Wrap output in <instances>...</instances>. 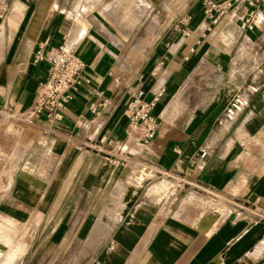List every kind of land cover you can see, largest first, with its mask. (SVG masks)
Instances as JSON below:
<instances>
[{"label":"crops","instance_id":"crops-1","mask_svg":"<svg viewBox=\"0 0 264 264\" xmlns=\"http://www.w3.org/2000/svg\"><path fill=\"white\" fill-rule=\"evenodd\" d=\"M142 1L147 13L155 0ZM214 1H231L215 21L206 0H180L171 25L142 41L136 0H0L2 169L19 150L0 187V240L16 244V264L63 255L96 256L95 264H264V0ZM250 12L254 26L241 27ZM61 44L83 63L78 90L55 125L43 117L25 124L48 68L34 55ZM137 88L146 101L158 98V131L146 145L126 134ZM237 93L248 106L219 124ZM137 168L152 173L131 183L136 194L111 227L103 210L110 198H121L112 210L122 203ZM165 180L181 189L166 199L177 206L154 194L151 182Z\"/></svg>","mask_w":264,"mask_h":264},{"label":"built area","instance_id":"built-area-1","mask_svg":"<svg viewBox=\"0 0 264 264\" xmlns=\"http://www.w3.org/2000/svg\"><path fill=\"white\" fill-rule=\"evenodd\" d=\"M247 1L250 3L249 0ZM230 2L228 1L225 5L220 6L214 0H206L207 7L204 11L206 17L215 21L218 15L230 6ZM214 12L216 15H214ZM252 15L253 12H250L249 16L243 20L241 27L252 28L254 26ZM2 17L3 9L0 8V18ZM44 59L48 61L46 76L38 83L33 104L22 114V119L27 124H33L39 117H43L50 125H55L59 122L80 84L78 78L83 68V63L76 56L71 46L61 44L50 51L47 56L44 55L40 48L34 55V61H42ZM253 90L255 89L253 88ZM143 96V90L139 88L132 89L131 99L124 110L127 115V139L139 145L149 143L155 137L159 125L153 114V108L158 98L155 97L146 101ZM248 104L249 100L245 95L241 93L235 94L224 110L223 118L218 123L221 124L224 121L234 119L244 111ZM91 110L96 112V108ZM122 148L124 149L125 147L123 146ZM122 148L119 152L123 150ZM204 153L203 151L202 155ZM148 172L149 175L152 173L151 170H148ZM154 173L156 174L157 172L155 171ZM144 176L140 175L138 177L142 184L147 179Z\"/></svg>","mask_w":264,"mask_h":264},{"label":"rangeland","instance_id":"rangeland-1","mask_svg":"<svg viewBox=\"0 0 264 264\" xmlns=\"http://www.w3.org/2000/svg\"><path fill=\"white\" fill-rule=\"evenodd\" d=\"M180 5V0H155L153 5L151 6L152 9L147 10V13H145V7L147 6L146 3L142 0H136V8H137V13H136V26H137V34H138V40L146 41V40H153L155 41L162 33L163 29H166L169 25H171V22L174 19L173 14L177 11V8ZM123 6L129 7L130 6V1H127ZM121 23V27H126L127 24V19L124 18L123 16L116 17ZM153 31V32H152ZM203 66V65H202ZM203 71V67L200 69ZM4 121V118L0 117V123ZM25 123V122H24ZM27 124V123H25ZM29 125V124H28ZM10 135L14 133V129L11 127L9 128ZM17 141V140H16ZM13 144V143H12ZM20 147L19 144L11 145V151L17 149ZM1 157V155H0ZM8 158V165L7 167L1 166V161H0V187L4 184V181L6 178H8V182H10V177L8 174H10L11 170V165L12 163H15L19 157V150H15L12 152L11 155H6ZM12 162V163H11ZM140 175H145L144 177H148L149 172L147 170H143L141 168H137L136 170V175L133 177H129L126 179V181L129 183L137 184V186L140 187L142 183L138 180V177ZM151 184H157L152 187L154 194L157 195V199L160 202L166 201L167 197L172 194L175 190L180 189L178 186V183L176 181H152ZM158 186V188H157ZM181 190V189H180ZM179 190V191H180ZM186 196L188 197H193L194 193L191 191H186ZM187 198V197H186ZM192 199V198H191ZM110 205H106L105 207L107 210L109 209H114L113 208V198H110L108 200ZM194 201V199H192ZM175 202V201H174ZM173 199L166 201L167 205H174L177 206V204H173ZM115 209H118L117 207ZM226 210V206H218L217 212L220 214L223 213ZM104 211V210H103ZM113 225V224H112ZM102 225L99 227H96L94 225L92 229V234L96 233L101 229ZM113 227V226H112ZM95 240L90 239L89 241L86 242V245L89 246L90 248L93 247ZM3 243L5 246H8V255H6V249L4 247H0V264H16L18 257L14 255L16 253V244L12 242L11 239H3L0 240V244ZM41 243H44L43 241ZM3 250V251H2ZM6 253V254H4ZM3 254V255H2ZM26 260V259H25ZM60 260L65 261L66 263L70 264H95L96 262V256H89V257H84V256H78V255H73V256H41L39 257V262L38 264H48V263H56L59 262ZM37 260H34L33 263H36Z\"/></svg>","mask_w":264,"mask_h":264},{"label":"bare ground","instance_id":"bare-ground-1","mask_svg":"<svg viewBox=\"0 0 264 264\" xmlns=\"http://www.w3.org/2000/svg\"><path fill=\"white\" fill-rule=\"evenodd\" d=\"M124 186H125V189L123 190L124 194L122 195V203L117 204L118 209L107 210V208L105 207L104 211L101 215V216H103L105 221H109L111 227L113 226L112 224L116 221V219L117 218L119 219L122 212L127 208V206H129V204L132 200V197L136 194V191H137V186L131 185V183L130 184L124 183ZM113 199L114 200H120L121 198H118V199L113 198ZM99 222H100V220H99ZM95 225H96V227H98V225H99V227L101 226V224L98 222Z\"/></svg>","mask_w":264,"mask_h":264}]
</instances>
